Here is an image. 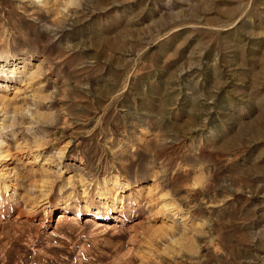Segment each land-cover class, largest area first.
Segmentation results:
<instances>
[{"label": "rangeland", "instance_id": "1", "mask_svg": "<svg viewBox=\"0 0 264 264\" xmlns=\"http://www.w3.org/2000/svg\"><path fill=\"white\" fill-rule=\"evenodd\" d=\"M8 57L0 264H264V0H0Z\"/></svg>", "mask_w": 264, "mask_h": 264}, {"label": "bare ground", "instance_id": "2", "mask_svg": "<svg viewBox=\"0 0 264 264\" xmlns=\"http://www.w3.org/2000/svg\"><path fill=\"white\" fill-rule=\"evenodd\" d=\"M17 60H14V59H12V58H10V57H8V58H6L5 60H2V62H1V64H0V66H2L3 68H2V70H6V67L7 68H11V65L14 63V62H16ZM17 69H19V67L17 68V67H14L12 70H10L11 71V73H14V74H12V75H16V73L18 72V70ZM1 72L2 71H0V77H1ZM18 73H21V74H24V73H22V71H20L19 70V72ZM5 75V78H8V75H7V73H5L4 74ZM31 76V75H30ZM12 77V76H11ZM3 78V77H2ZM31 79H32V77H30ZM6 86V85H5ZM6 95V94H5ZM5 95H0V99L3 101V105L1 106V111H3V112H1V113H3L2 115H3V121H2V126H1V129H5L6 127H15V125H16V123H18V121H19V117H18V114H17V117H16V108L14 109V110H11V106H10V102H8L9 100H6L7 98L5 97ZM22 114H23V112H22ZM24 117H22L21 119H22V121L24 120L23 119ZM24 122V121H23ZM16 137V136H15ZM18 137V136H17ZM11 141V140H10ZM15 142H16V147H15V151H14V147L13 148H11V143L10 142H7L5 139H1L0 140V181H2V182H4V183H0V204H2L4 201L3 200H1L2 199V191L4 190H6V191H8V189L9 188H11V189H13L14 190V194H15V191H18V189H20V188H22V184H21V182L23 181L22 180V178L20 177H16V181H14V182H12V180L15 178V177H13L14 175H16L15 174V170L13 169V167L11 166V162H10V160L12 159V157H17L19 154L18 153H20L22 150H25L26 151V149H27V146L26 147H23L22 145H21V143H18V141L17 140H15ZM38 144V143H37ZM41 144V143H40ZM13 146V145H12ZM42 148V147H41ZM13 149V150H12ZM16 151H20V152H16ZM62 151V150H61ZM23 153V152H22ZM28 153H29V151H28ZM39 153V152H38ZM62 153V152H61ZM26 154V153H25ZM21 155V154H20ZM24 155V154H23ZM34 155L37 157L38 155L37 154H35L34 153ZM33 155V156H34ZM34 156V157H35ZM34 159V158H33ZM36 159V158H35ZM34 159V160H35ZM38 159V158H37ZM47 161V160H46ZM44 162V164L43 165H45V164H47L48 162ZM43 165H41V166H43ZM16 168V167H15ZM44 168V167H43ZM47 168V167H46ZM46 168H44V170L43 171H45L46 170ZM48 170V169H47ZM17 172V171H16ZM48 172V171H47ZM46 178V177H45ZM10 182H11V184H10ZM125 182V181H124ZM124 182H120V180H118L117 178H116V180L114 181V183H113V188L115 189V188H119L121 185L124 187ZM3 184V185H2ZM126 185V184H125ZM28 187V186H27ZM28 188H30V187H28ZM27 188V189H28ZM112 189V188H111ZM117 190V189H116ZM3 191V192H4ZM114 193V192H113ZM18 195V194H17ZM100 195H102V196H104V198H106V199H108L107 197H106V195H107V193L106 192H101L100 193ZM113 195V194H112ZM15 196V195H14ZM31 196V195H30ZM87 196V195H86ZM3 197H5V196H3ZM27 197V196H26ZM15 198V197H14ZM110 198V197H109ZM114 198V197H113ZM115 198H116V196H115ZM114 198V199H115ZM5 199H6V197H5ZM15 200V199H14ZM31 200V199H30ZM116 202V199L112 202V204H114ZM105 203H107V202H105ZM4 204V203H3ZM168 204H174V203H168ZM175 205V204H174ZM106 207V206H105ZM168 207V206H167ZM170 207H171V205H170ZM169 208V207H168ZM177 208V207H176ZM96 210V212H97V214H98V212H99V209H95ZM94 210V211H95ZM93 211V212H94ZM161 211V210H160ZM103 212V211H102ZM101 213V212H100ZM94 214V213H93ZM108 214V213H107ZM99 215V214H98ZM103 215V214H102ZM105 215V214H104ZM61 217H64V215L63 214H61L60 215V218Z\"/></svg>", "mask_w": 264, "mask_h": 264}]
</instances>
